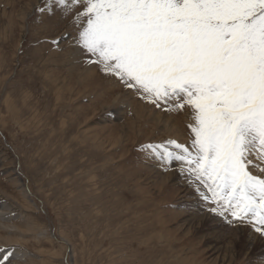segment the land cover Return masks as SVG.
I'll return each instance as SVG.
<instances>
[{"label": "rangeland", "instance_id": "rangeland-1", "mask_svg": "<svg viewBox=\"0 0 264 264\" xmlns=\"http://www.w3.org/2000/svg\"><path fill=\"white\" fill-rule=\"evenodd\" d=\"M45 8L46 0H0V236L23 241L0 239V264H264V246L244 241L223 260L232 238L202 213L264 237L211 212L186 174L148 149L189 144L185 115L85 63L70 17Z\"/></svg>", "mask_w": 264, "mask_h": 264}, {"label": "snow or ice", "instance_id": "snow-or-ice-1", "mask_svg": "<svg viewBox=\"0 0 264 264\" xmlns=\"http://www.w3.org/2000/svg\"><path fill=\"white\" fill-rule=\"evenodd\" d=\"M38 10L70 17L85 63L185 115L190 143L148 145L153 158L175 163L211 212L264 237V0H46Z\"/></svg>", "mask_w": 264, "mask_h": 264}, {"label": "bare ground", "instance_id": "bare-ground-1", "mask_svg": "<svg viewBox=\"0 0 264 264\" xmlns=\"http://www.w3.org/2000/svg\"><path fill=\"white\" fill-rule=\"evenodd\" d=\"M49 78V77H48ZM133 111V110H132ZM155 113V112H154ZM153 113V114H154ZM112 114V113H111ZM117 114V113H116ZM152 114V115H153ZM120 115V114H119ZM118 115V116H119ZM157 115V114H156ZM162 115V114H161ZM155 115H153V117H154ZM162 119V118H161ZM164 119V118H163ZM152 120H154V118L152 119ZM159 120H160V118H159ZM165 121V120H164ZM164 121H162V123L164 122ZM161 122V121H160ZM161 124V123H160ZM165 127H167V125H165ZM168 127H170L169 125H168ZM168 127L166 128V129H168ZM173 127L171 126V128L169 129V130H171ZM174 128H176V127H174ZM165 129V130H166ZM171 132H172V130H171ZM174 133V132H173ZM181 143V142H180ZM163 179V182H166V179H168V177H163L162 178ZM24 197H25V195H24ZM27 197V196H26ZM198 202V201H197ZM213 207V206H212ZM1 209L2 210H8V213H10L9 211L11 210L10 209V207L7 205V204H3V206H1ZM2 212H0V217H2ZM12 215V214H11ZM209 214H201V216H200V220L201 221H203V223H206L207 225H209L211 228H213V230H214V232H217V233H222V234H227V236H230V239L232 238V243L230 242V244H229V242H227L226 244H225V246L223 247V250L224 249H228L227 250V252H228V255H226V254H223V256H222V259L224 260L225 258H227L228 257V261H231L232 260V258L234 257V252H235V250H234V248H235V245H241V246H243L242 244H240L241 243V241H244L245 242V247L248 245V244H252L253 245V248L255 247V245L258 247V245H260L261 244V246H264V242L260 239V238H258V237H255V236H249V235H252L251 233L252 232H250V234H248L247 233V231L245 230V228H238V229H240L239 231L237 230V229H235V228H226V227H221V225H219V224H217L218 222L216 221V219H211L212 218V216L211 217H209L208 216ZM211 215V214H210ZM212 215H214V214H212ZM216 215V214H215ZM214 215V216H215ZM23 217H25V216H23ZM7 220V219H6ZM186 221H188V222H193L192 221V218H187L186 219ZM219 222H220V220H219ZM29 225V224H28ZM33 225V224H32ZM6 226V225H5ZM27 226V225H26ZM30 226V225H29ZM28 226V227H29ZM8 228H10V226L8 227ZM16 228V227H15ZM26 228V227H25ZM11 229V228H10ZM32 228L30 227V228H28V229H26V231H28V230H31ZM250 229V228H249ZM19 230V229H18ZM24 230V229H23ZM35 230V229H34ZM11 231V230H10ZM25 231V230H24ZM13 232V231H12ZM17 232V231H16ZM21 232V231H20ZM29 232V231H28ZM38 232V231H37ZM28 234V233H27ZM29 234H30V232H29ZM28 234V235H29ZM33 234V233H32ZM37 233H35V234H33L34 235V237H36L35 235H36ZM254 234H256V233H254ZM20 235H25V233H23V231H22V233L20 234ZM42 235V234H41ZM8 236V235H7ZM211 236H213L212 238H214V240L215 241H218L219 239L215 236V235H211ZM256 236H258V235H256ZM1 237V236H0ZM0 239H2L3 241L2 242H5V243H8V242H16L17 244L20 242V243H22L23 241H21L22 240V238L21 237H19L18 236V238H11V239H8V238H3V237H1ZM238 241V242H237ZM237 242V243H236ZM19 243V244H20ZM229 246V247H228ZM260 247V246H259ZM222 250V251H223ZM13 251V250H12ZM249 251V250H248ZM7 252V251H6ZM20 255V256H22L21 255V253L19 252V253H16V252H14L13 251V253L10 255L11 257H13V258H18V256L17 255ZM14 255V256H13ZM264 255V254H263ZM26 256V255H25ZM30 258H31V256L30 255H28ZM23 257V256H22ZM31 260V259H30ZM2 261H4V260H2ZM33 261V260H32ZM31 261V262H32Z\"/></svg>", "mask_w": 264, "mask_h": 264}]
</instances>
